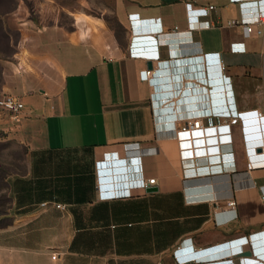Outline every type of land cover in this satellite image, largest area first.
<instances>
[{"label": "crops", "instance_id": "crops-1", "mask_svg": "<svg viewBox=\"0 0 264 264\" xmlns=\"http://www.w3.org/2000/svg\"><path fill=\"white\" fill-rule=\"evenodd\" d=\"M12 1L0 92L24 106L18 120L0 108V138L25 153L7 177L0 264H264V152L253 165L245 148H264V16L259 35L227 24L264 0ZM192 112L229 124L231 142L180 164L174 135ZM111 151L120 180L157 190L102 196L96 162Z\"/></svg>", "mask_w": 264, "mask_h": 264}, {"label": "built area", "instance_id": "built-area-1", "mask_svg": "<svg viewBox=\"0 0 264 264\" xmlns=\"http://www.w3.org/2000/svg\"><path fill=\"white\" fill-rule=\"evenodd\" d=\"M263 5L264 3L258 2V6H256L252 16H249L248 18H240L239 20L231 19L227 21V24L231 25V24H235L236 22H239V24L242 27L243 35L246 37L261 34V30L254 26L256 23L260 22V20L264 16ZM212 8L213 5H208L207 7L199 8L198 17L207 15L209 10ZM151 73L152 70L150 69L146 70L143 74V78L147 79L148 77L151 76ZM23 106H24L23 102L19 97L5 92H0V108L2 110L9 112L15 120L19 119V114ZM229 131H230L229 124H220L217 126H203L201 122V118L198 117L195 112H192L190 116L185 120L181 128L178 129L174 135V141L176 142L177 156L180 161V164L185 160H195L198 158H208L210 156L219 155L221 153L220 146L231 142V134ZM259 140L260 137L255 136L245 141L246 153L249 162L252 163L253 165L255 163L252 160L253 159L252 156L257 157L256 155L259 154L261 155V153L264 152L263 147H260L261 148L260 151L257 150V148H259L258 145L260 144ZM134 149L141 150L138 144L134 145ZM121 150L124 154L127 153L128 152L127 145L121 144ZM109 154L111 156V160L117 161L118 163H122L124 162L123 160H125L124 157L121 159H117L116 151L103 152L105 158L102 160H97L96 162L98 167V172L101 174L104 173L106 163L110 160ZM228 162L233 163L232 160ZM211 166L213 165L209 164V167ZM250 168H256V166H252ZM181 172H182V168H181ZM102 179L106 180L104 175H102ZM120 179L113 183L110 181L109 184H107L108 189H106L105 191L102 188L101 191L102 196L105 197L133 196L136 195L134 191L146 190L151 185L156 184L155 177L133 178L127 180V182H124L123 180ZM46 203L47 202H41L40 205L45 206ZM214 205L215 207H221L220 202L217 201L214 203ZM233 205H234V200H228L225 202V206L230 207ZM54 206L60 209H64L65 207L64 204L61 203H55ZM240 242L243 243L242 239L240 240ZM233 243L234 242H232L231 244ZM184 250H185L184 247L180 248L179 253L183 252ZM191 250H193V248H191ZM54 257L55 255H52V258ZM244 262L246 264H249L251 260L244 259Z\"/></svg>", "mask_w": 264, "mask_h": 264}, {"label": "rangeland", "instance_id": "rangeland-1", "mask_svg": "<svg viewBox=\"0 0 264 264\" xmlns=\"http://www.w3.org/2000/svg\"><path fill=\"white\" fill-rule=\"evenodd\" d=\"M12 6V0H0V13L3 14L5 11L11 9ZM3 48L4 39L0 34V51ZM24 153V148L15 141L0 138V212L6 210L8 206L6 195L7 177L13 172L23 169Z\"/></svg>", "mask_w": 264, "mask_h": 264}, {"label": "water", "instance_id": "water-1", "mask_svg": "<svg viewBox=\"0 0 264 264\" xmlns=\"http://www.w3.org/2000/svg\"><path fill=\"white\" fill-rule=\"evenodd\" d=\"M258 151L261 150V148H257ZM122 169L117 161L109 160L106 163L105 167V179L111 182L118 181L120 178H123L122 175ZM157 187L156 186H150L146 189V191H156Z\"/></svg>", "mask_w": 264, "mask_h": 264}, {"label": "trees", "instance_id": "trees-1", "mask_svg": "<svg viewBox=\"0 0 264 264\" xmlns=\"http://www.w3.org/2000/svg\"><path fill=\"white\" fill-rule=\"evenodd\" d=\"M13 6H14V2H13ZM3 15H4V13L3 14L0 13V34L3 36L4 41H6V36H5V33L3 31V28H2Z\"/></svg>", "mask_w": 264, "mask_h": 264}]
</instances>
